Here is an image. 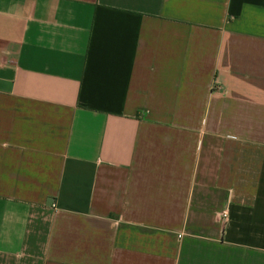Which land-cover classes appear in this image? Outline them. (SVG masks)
<instances>
[{"label": "crops", "instance_id": "1", "mask_svg": "<svg viewBox=\"0 0 264 264\" xmlns=\"http://www.w3.org/2000/svg\"><path fill=\"white\" fill-rule=\"evenodd\" d=\"M0 264H264V0H0Z\"/></svg>", "mask_w": 264, "mask_h": 264}]
</instances>
